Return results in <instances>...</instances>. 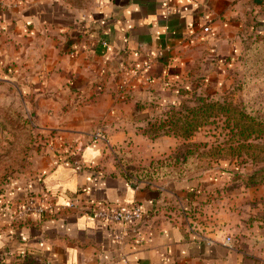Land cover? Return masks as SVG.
<instances>
[{"label":"crops","instance_id":"1","mask_svg":"<svg viewBox=\"0 0 264 264\" xmlns=\"http://www.w3.org/2000/svg\"><path fill=\"white\" fill-rule=\"evenodd\" d=\"M262 6L264 0H2L0 101L21 102L46 147L38 172L16 176L0 193V264H255L224 242L222 225L202 224L185 210L196 183L140 179L118 153L133 149L131 139L156 150L174 145L170 136L143 133L134 119L138 104L163 100L161 91L185 83L198 63L223 69L241 49L248 14ZM213 75L204 80L222 84L221 74ZM98 130L105 139L93 138ZM33 196L45 198L46 210L23 215ZM72 200L136 202L147 219L137 230L113 226L67 206Z\"/></svg>","mask_w":264,"mask_h":264},{"label":"rangeland","instance_id":"2","mask_svg":"<svg viewBox=\"0 0 264 264\" xmlns=\"http://www.w3.org/2000/svg\"><path fill=\"white\" fill-rule=\"evenodd\" d=\"M240 44L239 53L230 54L222 63L223 69L210 70L198 63L191 68L185 83L161 91L163 100L146 102L136 110L134 119L144 124L141 130L152 133L155 131L152 123L166 118L167 113L171 116L181 111L187 115V109L201 103L202 97L226 101L245 108L246 112L264 116V6L257 13L248 14ZM212 73L221 74L222 84L212 85L204 80V75L214 76ZM0 106H11L16 111V117H13L12 111L0 109L1 191L16 180V176L37 173L46 146L41 134L33 129V118L17 116L22 112L21 102H16L15 98L14 101H0ZM227 132L221 121L212 119L189 138L174 134L148 136L149 139L170 136L174 139V145L170 147L162 145L156 150L150 144H135L131 139L133 149H122L118 154H123L125 169L140 179L167 185L196 183L195 189L199 192L191 191L194 201L186 205L185 210L202 224L222 225L232 236L231 244L254 259L255 264H260L264 260V180L260 176H254L253 180L249 178L262 164L245 151L242 155L229 151L216 156L198 155L212 151L217 144H224L228 139ZM196 143L201 144L196 147ZM188 149L193 150L189 155L186 154ZM182 190H186L185 187Z\"/></svg>","mask_w":264,"mask_h":264},{"label":"trees","instance_id":"3","mask_svg":"<svg viewBox=\"0 0 264 264\" xmlns=\"http://www.w3.org/2000/svg\"><path fill=\"white\" fill-rule=\"evenodd\" d=\"M200 102L201 103L192 109L188 108L187 110L189 113L187 115L181 114V111L174 112L171 116H168L167 113L166 118L156 120L158 123H152V127L155 131L149 133L144 129L143 133L150 138L169 134L189 138L198 128L208 124L210 120L214 119L221 121L222 127L228 131V139L226 142L213 146L212 151L199 152L198 155H207L209 153L211 156H216L218 154H225L228 151L232 154L242 155L245 151L244 153H247V155L257 163L262 164L249 179L253 180L252 178H254V176H260V178L264 180V116L254 115L251 112H246L245 108H240L226 101L220 102L218 100H213L209 97L200 98ZM142 105L146 104L139 103L138 109L142 107ZM145 108L146 107H143V109ZM0 109L10 110L12 111V116L16 117V111L13 107L8 106L5 108L0 106ZM23 115L24 114L21 112V114L17 116ZM166 127H168V129H166ZM33 129L36 130L35 126ZM200 144L201 143H196L194 145L199 147ZM205 144L207 145V143ZM191 152H193V150L188 149L186 154L189 155ZM187 155L183 160L187 158ZM4 190L5 189H2L0 193Z\"/></svg>","mask_w":264,"mask_h":264},{"label":"built area","instance_id":"4","mask_svg":"<svg viewBox=\"0 0 264 264\" xmlns=\"http://www.w3.org/2000/svg\"><path fill=\"white\" fill-rule=\"evenodd\" d=\"M2 2V0H0ZM107 44V43H105ZM94 139H105L106 134L103 130H98L93 134ZM69 207L79 209L81 212L92 215L98 220L107 222L113 226H122L125 228H136L139 222L147 219L146 212L136 202H132L123 206H108L102 204H81L78 200H72L67 204ZM46 210V201L44 197H30L22 214L37 213L41 214ZM213 240V239H212ZM226 244L232 243V236H225Z\"/></svg>","mask_w":264,"mask_h":264},{"label":"water","instance_id":"5","mask_svg":"<svg viewBox=\"0 0 264 264\" xmlns=\"http://www.w3.org/2000/svg\"><path fill=\"white\" fill-rule=\"evenodd\" d=\"M113 71H114V70H113ZM145 222H146V220H143L142 222H139V223L137 224V227L143 225ZM135 229H136V228H135Z\"/></svg>","mask_w":264,"mask_h":264}]
</instances>
